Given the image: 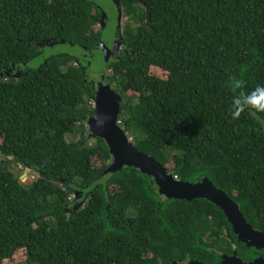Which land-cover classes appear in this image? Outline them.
Listing matches in <instances>:
<instances>
[{
    "label": "trees",
    "instance_id": "16d2710c",
    "mask_svg": "<svg viewBox=\"0 0 264 264\" xmlns=\"http://www.w3.org/2000/svg\"><path fill=\"white\" fill-rule=\"evenodd\" d=\"M117 2L125 22L104 82L119 95L117 121L126 133L141 131L132 144L172 163L173 177H207L264 232V113L233 119L227 87L229 76L243 79L245 91L264 85V0ZM100 12L90 0H0V154L36 174L24 185L0 164V264L19 249L27 264L263 255L236 238L214 203L166 198L131 165L105 173V141L85 136L96 91L85 62L59 53L28 65L46 42L94 50L105 40L94 28Z\"/></svg>",
    "mask_w": 264,
    "mask_h": 264
},
{
    "label": "water",
    "instance_id": "95a60500",
    "mask_svg": "<svg viewBox=\"0 0 264 264\" xmlns=\"http://www.w3.org/2000/svg\"><path fill=\"white\" fill-rule=\"evenodd\" d=\"M102 12L104 15L106 14L104 11ZM120 15H122V10L118 6V17ZM120 37L121 33L119 34ZM99 45L104 50L106 61L109 56L108 48L103 42H100ZM94 104L95 117L89 118L87 125L99 138L105 141L112 157L113 161L107 166L105 173L114 172L122 166L131 165L150 175L154 179L158 193L166 198L184 200L204 198L214 203L223 211L236 238L247 246H253L263 253V255L247 261L236 255L235 251L230 255L222 253L221 260L217 264H264V232L255 229L248 223L243 217L239 205L225 191L215 186L207 177L197 182L176 179L164 164L153 156L138 150L117 121L119 95L108 84L102 81L97 83ZM26 170L28 171L29 168H26ZM188 263L204 264L198 260H190ZM168 264H175V262Z\"/></svg>",
    "mask_w": 264,
    "mask_h": 264
},
{
    "label": "rangeland",
    "instance_id": "374dc122",
    "mask_svg": "<svg viewBox=\"0 0 264 264\" xmlns=\"http://www.w3.org/2000/svg\"><path fill=\"white\" fill-rule=\"evenodd\" d=\"M92 1L96 6H98L99 8L102 9V11H104L106 14H108L111 18L114 19V17H118V2L117 0H90ZM100 12V15L98 16V20L96 25L94 26L95 31L97 32L98 30H101L104 26H105V19L106 16L103 14V12ZM125 22V18L120 15L117 18V23H116V32H117V40L115 42H113V46L111 49V53L113 56L117 55V50L120 48V38H119V34L121 33V30L123 28ZM114 23V21H113ZM112 24L108 23L107 28L104 30V38L105 40L109 43L111 41L112 38V33H111V26ZM54 42H46L44 44L46 45H50V46H46L42 49L41 54L39 55V57L33 59L32 61L29 62V66H34L37 65L45 56L48 55H52V54H59V53H63V54H67V55H71L72 57H74L76 59V61L78 62L79 60L88 66V73L90 74L89 77L95 79L96 76H93V72L94 73H99L100 70H102V73L105 75H111L114 70L115 67L112 63H107L104 65V54L102 51L100 52H95L96 48H94V50L90 51L92 53L91 56H86V54L84 53L83 49L81 46L76 45V44H72V43H68V42H59V43H54ZM52 44V45H51ZM89 52V53H90ZM88 60H87V59ZM75 61V62H76ZM88 63V64H87ZM151 72L152 73H156L159 76L165 77L166 74L164 71L160 70L159 68H155V67H151ZM100 80V79H99ZM98 80V81H99ZM101 81V80H100ZM90 106L93 108V113L91 115L88 116L87 120L89 118L95 117V104H94V99L93 101H91ZM86 120V121H87ZM127 136L128 138L133 141V143H135L138 139L140 140L142 138V134L141 131H139L135 126H132L130 130L127 131ZM85 136L87 138L88 141H91L94 138H99L93 130H90L89 126H87L86 129V133ZM131 136L133 138H131ZM78 135H67V140H74L77 139ZM9 161V160H8ZM112 157L109 160V164L112 163ZM8 164L10 170H12L14 173H16L17 175L20 176L21 182L24 185H29L35 178H36V174L30 170H26V168L20 166L19 164H17L16 162H9L7 163L5 157L3 155L0 154V164ZM97 163V161H96ZM108 164V165H109ZM166 168L170 171L172 169V163H168L166 164ZM79 196V191H76L74 193V195L71 197V200H73L74 198ZM77 207V206H76ZM3 264H27L26 263V254H25V250L24 249H19L17 250L13 256L9 259H5L3 261Z\"/></svg>",
    "mask_w": 264,
    "mask_h": 264
},
{
    "label": "clouds",
    "instance_id": "9594fccd",
    "mask_svg": "<svg viewBox=\"0 0 264 264\" xmlns=\"http://www.w3.org/2000/svg\"><path fill=\"white\" fill-rule=\"evenodd\" d=\"M227 87L233 94L229 114L238 119L245 111L264 113V85H256L251 91H245L243 79L229 76Z\"/></svg>",
    "mask_w": 264,
    "mask_h": 264
},
{
    "label": "flooded vegetation",
    "instance_id": "af4514ba",
    "mask_svg": "<svg viewBox=\"0 0 264 264\" xmlns=\"http://www.w3.org/2000/svg\"><path fill=\"white\" fill-rule=\"evenodd\" d=\"M101 11H102V9H101ZM100 15V14H99ZM107 16H106V19H105V26L101 29V30H105L106 28H107V26H108V23H110V24H112V25H110L111 26V28H110V30H111V33H112V38H111V41L108 43L106 40H103L102 42L104 43V45L108 48V51H109V56H108V59L105 61V59H104V65L105 64H107V63H109L110 62V60H112L113 58H116L117 56H118V53H119V49L117 50V55L116 56H113L112 55V53H111V49H112V46H113V42H115L116 40H117V32H116V23H117V16L116 17H114V19L113 18H111L108 14H106ZM113 21H114V23H113ZM120 46H121V44H120ZM97 47V48H96ZM95 52H100V51H102L103 52V54H104V50H102L101 49V47H100V45H96L95 46ZM90 51L88 50V51H86V52H84L85 54H86V56H87V58H88V56H91L92 55V53L90 52ZM94 53V52H93ZM86 58V59H87ZM88 60V59H87ZM88 64V63H87ZM86 69H85V78L87 79V80H89V81H91L92 83H93V86L95 87V89H96V87H97V83L101 80L103 83L104 82H106V79H105V77L106 76H108L107 74H103L102 73V70H100V72L99 73H92L93 74V76H96V78L95 79H93V78H90L89 77V73H88V66L85 64V65H83ZM100 79V80H99ZM99 80V81H98Z\"/></svg>",
    "mask_w": 264,
    "mask_h": 264
},
{
    "label": "built area",
    "instance_id": "2783aa9c",
    "mask_svg": "<svg viewBox=\"0 0 264 264\" xmlns=\"http://www.w3.org/2000/svg\"><path fill=\"white\" fill-rule=\"evenodd\" d=\"M174 178H176V176L174 175Z\"/></svg>",
    "mask_w": 264,
    "mask_h": 264
}]
</instances>
